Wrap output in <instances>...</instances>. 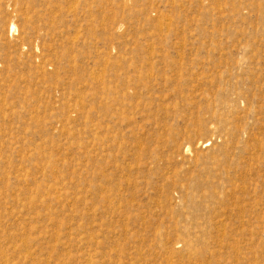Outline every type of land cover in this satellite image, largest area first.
<instances>
[{
	"label": "rangeland",
	"instance_id": "374dc122",
	"mask_svg": "<svg viewBox=\"0 0 264 264\" xmlns=\"http://www.w3.org/2000/svg\"><path fill=\"white\" fill-rule=\"evenodd\" d=\"M0 264H264V0H0Z\"/></svg>",
	"mask_w": 264,
	"mask_h": 264
},
{
	"label": "bare ground",
	"instance_id": "6f19581e",
	"mask_svg": "<svg viewBox=\"0 0 264 264\" xmlns=\"http://www.w3.org/2000/svg\"><path fill=\"white\" fill-rule=\"evenodd\" d=\"M16 26L14 24L11 25V29L14 30Z\"/></svg>",
	"mask_w": 264,
	"mask_h": 264
}]
</instances>
